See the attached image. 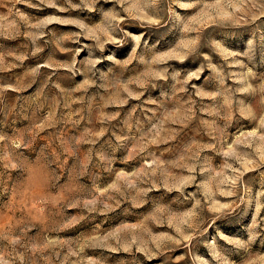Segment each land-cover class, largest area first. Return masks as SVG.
I'll use <instances>...</instances> for the list:
<instances>
[{"label":"rangeland","instance_id":"374dc122","mask_svg":"<svg viewBox=\"0 0 264 264\" xmlns=\"http://www.w3.org/2000/svg\"><path fill=\"white\" fill-rule=\"evenodd\" d=\"M0 264H264V0H0Z\"/></svg>","mask_w":264,"mask_h":264}]
</instances>
